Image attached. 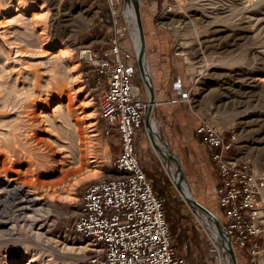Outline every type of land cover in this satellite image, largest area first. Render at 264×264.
I'll return each mask as SVG.
<instances>
[{"label": "rangeland", "instance_id": "1", "mask_svg": "<svg viewBox=\"0 0 264 264\" xmlns=\"http://www.w3.org/2000/svg\"><path fill=\"white\" fill-rule=\"evenodd\" d=\"M8 1L0 0V264H88L87 241L72 230L74 215L84 187L107 177L120 149L116 136L102 133L87 68L78 59V46L92 39L85 22L63 19L69 9L62 0H40L31 14ZM140 15L159 103L151 116L159 140L179 158L195 199L224 222L215 168L194 130L206 121L234 133L236 158L264 172V0H140ZM120 17L128 72L147 99L123 9ZM90 120L100 165L93 177L86 150ZM138 137L150 163L156 154L144 124ZM155 172L186 264H225L202 218L176 189L169 165L161 162ZM70 187L76 200L65 199ZM234 252L237 264H246ZM261 259L264 264V252Z\"/></svg>", "mask_w": 264, "mask_h": 264}, {"label": "built area", "instance_id": "2", "mask_svg": "<svg viewBox=\"0 0 264 264\" xmlns=\"http://www.w3.org/2000/svg\"><path fill=\"white\" fill-rule=\"evenodd\" d=\"M106 1L109 47L102 52L79 48L78 59L87 68L85 81L96 96L102 133L118 139L120 151L113 166L121 175L84 187L72 230L87 241L88 264H185L174 246L165 199L155 193L154 180L142 169L135 147L149 103L142 99L121 55L126 32L120 17L122 0ZM196 134L215 166V198L233 248L246 264H262L264 172L250 160L236 158L234 133L225 134L202 121Z\"/></svg>", "mask_w": 264, "mask_h": 264}, {"label": "crops", "instance_id": "3", "mask_svg": "<svg viewBox=\"0 0 264 264\" xmlns=\"http://www.w3.org/2000/svg\"><path fill=\"white\" fill-rule=\"evenodd\" d=\"M17 1L21 2V4H23V5L32 6L30 11H28L25 14H31L35 10L36 7H38V6L41 7L40 0H17ZM60 5L63 7H67L69 9L68 11H64V13L62 14V16L64 17L63 19H67L70 22H76V21L85 22L87 27H88L84 31V33H88L92 40L89 44L80 45V46H78V48H91L93 50H98V51L102 52L109 47L108 40H109L110 35H109L108 31H109L110 23L108 22L109 9H108V4H107L106 0H62V1H60ZM91 43H95V44L91 45ZM121 46H122V44H121ZM141 97L143 100L148 101V96H147V99L143 96H141ZM178 103L179 102L177 100H171L169 102V104H173V105L178 104ZM158 104L159 103H157V101L155 99V107ZM155 107H154V110H155ZM154 110H153V112H154ZM153 112H152V114H153ZM143 124H144V122H143ZM198 126H199V123L195 127L194 136L196 137V140L199 142L200 146L203 147L206 154L210 158V155H209L208 151L206 150L205 146L202 144L200 137L196 134V129ZM144 128H145V132L149 138L145 124H144ZM138 134H139V130L135 134L134 142H135V147L137 150L140 165H141L142 169L144 170V172L149 177H151L152 179H159L158 178L159 176H157L155 171L160 172L161 171V162L166 163V161H164L158 155V153L155 151V149H154V147L150 141V138H149V141L151 143V147L153 148L156 155H152V161L150 163H149V161H147V159L145 160V158L142 156L141 150L139 148L140 140H139ZM119 151H120V149H119ZM210 162L212 163L211 158H210ZM212 165L214 166L213 163H212ZM214 168H215V166H214ZM215 174H216V170H215ZM120 175H121V173H119L118 171L113 169L112 171H110L108 173L107 177H118ZM216 178H217V174H216ZM217 184H218V180L216 179L215 190H216ZM154 190H155L156 194L161 195V187L157 186L156 183L154 184ZM79 205H80V203H79ZM79 205L77 206V210H76V213L74 215V219H75V216L77 215V212L79 210ZM174 246H175V241H174ZM175 248H176V246H175ZM178 253H179V251H178ZM180 255L185 259V257L182 254H180ZM186 263L187 262L185 259V264Z\"/></svg>", "mask_w": 264, "mask_h": 264}, {"label": "water", "instance_id": "4", "mask_svg": "<svg viewBox=\"0 0 264 264\" xmlns=\"http://www.w3.org/2000/svg\"><path fill=\"white\" fill-rule=\"evenodd\" d=\"M129 2H130L131 6L134 10L135 20H136V24H137V28H138V50L136 51L135 59H136L137 67L139 70L140 79L146 88L147 96H148L149 107H148L147 114H146L145 119H144V124H145V127L147 129L150 141H151L155 151L158 153V155L164 161H166V163L169 166L173 165L175 167V171L177 174V179L175 181V187L178 190V192L180 193V195L186 199V201H187L186 204L189 205V207H191L197 214L198 213L202 214L200 216L201 218H203V216H204L205 218H207L212 223V228H213L212 231H214V233H216V235L218 236V246L221 250L222 256L226 260V264H237L234 248L231 244L230 238L227 236V234L225 232L223 224L221 223V221L219 219H217V217H215L212 214V212L209 209H207L205 206L200 204L195 199V197L193 195L192 196L194 198L184 196L183 184L187 187V189H189V186L187 184V179H186L185 173H184V171L180 165V162H179L177 156L170 149H169V152L171 155H173V158L171 156H166L165 154L162 153V151L159 147V144L157 143V137L158 138H160V137H159V135H156L155 132L153 131V128H152V122L153 121L151 118L152 112H153L154 107H155V92H154L152 81H150L146 77L144 69H143V58H144V56H146V48H145V35H144L143 24H142L141 15H140V0H131V1L130 0H122V9H124L125 6L127 5V3H129ZM126 25L129 28L127 22H126ZM121 55H122V57H125L123 51H122ZM189 191H190V189H189ZM190 193H191V191H190ZM211 239L213 240L212 237H211Z\"/></svg>", "mask_w": 264, "mask_h": 264}, {"label": "bare ground", "instance_id": "5", "mask_svg": "<svg viewBox=\"0 0 264 264\" xmlns=\"http://www.w3.org/2000/svg\"><path fill=\"white\" fill-rule=\"evenodd\" d=\"M7 4L10 5L13 9H16V11L21 10L24 13H27L32 8V6L23 5V4H21V2H19L17 0H10V1H8ZM123 15H124V17L126 19V22H127L128 26H129L130 38H131V41H132V44H133L134 55H136V51L138 50V28H137V24H136V20H135L134 10H133L130 2L127 3L125 8L123 9ZM44 30H45V27L42 28L41 35L45 34ZM44 39H45V37H44ZM49 46H53V45L50 44ZM64 51H65V53H66V55L68 57H70L72 55V51H69V50H64ZM76 67H77V64L74 63V64H72L70 66V70H71V73L74 75V79L76 81H78L79 74H78V72L76 70ZM143 69H144L146 77L151 81V78H150V75H149V67L147 65L146 56H144V58H143ZM89 123H90L89 127H88L89 128V141L87 142L86 150L88 151V156H89L88 157V164H89V168H88V172L89 173H88V175L90 177H93V176L97 175L98 173H100V165L97 162V160L94 158V155H93L94 150H95L94 139L93 138L97 135L95 133L94 129H93V126H94L93 120L92 121L90 120ZM152 128H153V131L155 132V134L158 135L157 134V128H156L154 122H152ZM90 139H91V141H90ZM157 143L159 144V147H160V149H161L163 154H165L166 156H171L173 158V155H171L170 152H169V147L165 143L161 142L158 137H157ZM178 160H179V158H178ZM169 167H170V169L173 172L171 174V176H172L171 178H172V181L175 184V181L177 179V174H176V171H175V167L173 165H171ZM73 190H74L73 187H70L68 189L65 199L75 200L74 195H73ZM183 193H184V196H186V197L194 198L192 196V194L190 193L189 189H187V187L184 184H183ZM182 198L185 200V202H187L184 197H182ZM198 215L200 217L202 214L198 213ZM202 223H203L205 229L207 231L211 232L210 236L213 238L214 244L216 246H218V236L216 235V233H214V231H212L213 230L212 223L207 218H205L204 216L202 218ZM225 264H226V260H225Z\"/></svg>", "mask_w": 264, "mask_h": 264}]
</instances>
